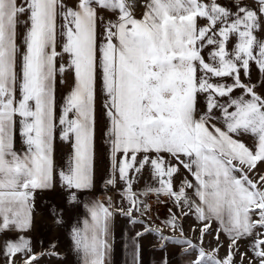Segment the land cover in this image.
<instances>
[{"label":"snow or ice","instance_id":"snow-or-ice-1","mask_svg":"<svg viewBox=\"0 0 264 264\" xmlns=\"http://www.w3.org/2000/svg\"><path fill=\"white\" fill-rule=\"evenodd\" d=\"M66 73L73 84L58 104ZM258 87L264 90V0H0L2 264L59 256L34 251L26 233L36 193L57 178L69 203L93 188L98 99L110 162L105 184L116 189L119 182L120 203L108 196L86 204L90 219L71 226L80 264H108L116 216L143 225L131 238V264H141L139 240L149 233L161 249L178 246L187 264H264ZM57 138L71 147L58 171ZM149 196L172 204L160 226L147 219ZM189 216L200 225L192 229L199 242L184 234ZM206 236H214L215 248L204 246ZM162 264H169L166 255Z\"/></svg>","mask_w":264,"mask_h":264},{"label":"crops","instance_id":"crops-1","mask_svg":"<svg viewBox=\"0 0 264 264\" xmlns=\"http://www.w3.org/2000/svg\"><path fill=\"white\" fill-rule=\"evenodd\" d=\"M142 2V0H141ZM222 3H231V0H221ZM249 4L253 3V0H247ZM139 12L140 9H137ZM258 73L253 67L251 72V79L253 82L257 81ZM73 84V78L70 73H66L63 78V83L58 81L57 84V103L62 102V98L70 90ZM258 92L264 91L257 88ZM100 99L97 100L96 112H97V127L95 133V160H94V186L91 190H85L78 193V200L75 203H69V196L66 189L62 188L59 180L55 181L52 188L44 191H38L35 198V212L33 215V223L31 230L26 233V236L31 240L34 251H55L59 256L46 255L43 256L39 264H80L79 257L73 250L72 242L70 239V228L80 222L82 227V221L87 216V210L85 205H91L93 201H104L108 196L112 197L114 204L120 203V197L117 195L119 190V182L116 189H112L113 193L103 192V184L109 177L110 162L107 156V149L102 137L103 121L100 119L101 110ZM243 141L252 146V138L245 136L242 137ZM17 149H21L22 145L19 139L16 143ZM71 152V147L67 142L61 141L59 138L54 143V162L57 171L66 166V162ZM264 169V165L260 166ZM184 176L188 174L181 170ZM147 173H145V178ZM145 178H142L136 185V189H142L145 184ZM182 177L177 176L176 180L179 181ZM188 179H191L188 176ZM190 191V190H189ZM169 208L172 207L170 201L163 196L160 197ZM160 200V201H162ZM161 208L154 209L148 213L147 219L150 224L154 226H160L161 222L166 218L168 211L165 215H162ZM175 210V209H173ZM62 219V223H56L57 219ZM189 220L194 224V219L189 216ZM198 225V224H195ZM112 252L108 260V264H131L132 261V248L131 238L136 235L137 232L143 230V225H132L128 222L127 218L122 216L114 217L112 221ZM215 230L216 225L213 224ZM165 233L172 235L168 229H164ZM9 235L15 236L16 233H10ZM190 236V235H189ZM195 241H198L194 235L191 236ZM221 239L228 241V239L222 234ZM3 237H0V241ZM141 245L140 260L141 264H162L165 255L168 258L169 264H187L186 258H182L180 255V248L176 245L169 244L166 248L161 249L159 247L160 240L154 234H146L139 240ZM125 244L129 247L126 248ZM55 245L52 249L50 246ZM194 257V254H193ZM2 264V261H0Z\"/></svg>","mask_w":264,"mask_h":264},{"label":"rangeland","instance_id":"rangeland-1","mask_svg":"<svg viewBox=\"0 0 264 264\" xmlns=\"http://www.w3.org/2000/svg\"><path fill=\"white\" fill-rule=\"evenodd\" d=\"M102 191L104 192V184H103V190ZM160 200H162V199H160ZM162 202H164V201L162 200ZM164 204L165 203L161 204L160 202H157L156 197H152V196L149 197V205H150V208H151L150 212H152L154 209L161 208V209H159L157 211H160V213L162 215H165V212H167L169 210V206L168 205L164 206ZM134 215H138V214H134ZM193 227L198 229L200 227V225L192 224L188 217L183 220L184 234L186 236L190 237L191 239H193L191 236L194 235V237H196L197 240H198L199 231L198 230L197 231H193L192 230ZM213 232H215L214 228H213ZM220 241H221L223 246L220 247L218 255L220 257H224L226 255L227 251H228V241H226L224 239H221V237H220ZM195 242H199V241H195ZM204 246L206 248H208L209 250H211L212 248H215L216 247V243H215V240H214V236H206L205 239H204ZM246 248H247V241H241L240 242V251L244 252L246 250ZM249 255H251V254H249ZM236 260L239 261L240 257L237 256ZM244 264H248V261L245 260Z\"/></svg>","mask_w":264,"mask_h":264},{"label":"built area","instance_id":"built-area-1","mask_svg":"<svg viewBox=\"0 0 264 264\" xmlns=\"http://www.w3.org/2000/svg\"><path fill=\"white\" fill-rule=\"evenodd\" d=\"M104 192H105V193H110V194H112V193H113V190L110 189V187L107 186V185L104 183ZM149 197H151V196H149ZM149 197L147 198V203H148V204H149ZM152 197H155V196H152Z\"/></svg>","mask_w":264,"mask_h":264},{"label":"trees","instance_id":"trees-1","mask_svg":"<svg viewBox=\"0 0 264 264\" xmlns=\"http://www.w3.org/2000/svg\"><path fill=\"white\" fill-rule=\"evenodd\" d=\"M194 241V240H193ZM195 242V241H194Z\"/></svg>","mask_w":264,"mask_h":264}]
</instances>
